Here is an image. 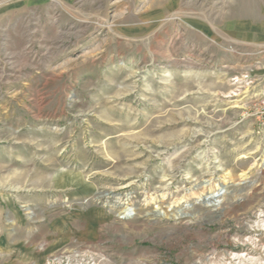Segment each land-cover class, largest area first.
Instances as JSON below:
<instances>
[{
    "label": "rangeland",
    "instance_id": "374dc122",
    "mask_svg": "<svg viewBox=\"0 0 264 264\" xmlns=\"http://www.w3.org/2000/svg\"><path fill=\"white\" fill-rule=\"evenodd\" d=\"M1 254L264 264V0H0Z\"/></svg>",
    "mask_w": 264,
    "mask_h": 264
},
{
    "label": "bare ground",
    "instance_id": "6f19581e",
    "mask_svg": "<svg viewBox=\"0 0 264 264\" xmlns=\"http://www.w3.org/2000/svg\"><path fill=\"white\" fill-rule=\"evenodd\" d=\"M223 192H225V188L224 187H222V186L220 188L217 187L214 191L209 192L202 199L205 202V204H207V205H209L211 207H215V206L218 205V203H219V196H221ZM185 207H189V206H185ZM131 209L132 208H130L128 206H124L121 209L120 214H122L123 216H128V214L131 211ZM159 213H161L163 215H171L173 217H180L182 215L181 209L172 210L171 207L166 208L164 210H159Z\"/></svg>",
    "mask_w": 264,
    "mask_h": 264
},
{
    "label": "crops",
    "instance_id": "0c3cea01",
    "mask_svg": "<svg viewBox=\"0 0 264 264\" xmlns=\"http://www.w3.org/2000/svg\"><path fill=\"white\" fill-rule=\"evenodd\" d=\"M8 251H12V249H9ZM3 255V256H2ZM1 256L3 257V260H1ZM5 257V254H1L0 255V264H14V257H6V258H4Z\"/></svg>",
    "mask_w": 264,
    "mask_h": 264
}]
</instances>
